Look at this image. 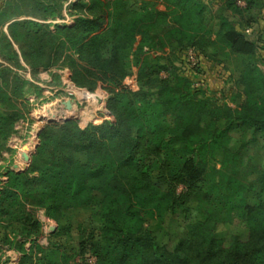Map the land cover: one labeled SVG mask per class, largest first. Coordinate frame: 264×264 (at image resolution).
<instances>
[{"label":"trees","instance_id":"16d2710c","mask_svg":"<svg viewBox=\"0 0 264 264\" xmlns=\"http://www.w3.org/2000/svg\"><path fill=\"white\" fill-rule=\"evenodd\" d=\"M68 2L0 8V157L24 120L10 97L28 103L17 70L70 69L77 87L108 93L109 120L45 124L35 159L47 170L10 171L0 190V247L19 264H264V40L249 32L264 0ZM208 64L228 75L230 102L199 87ZM237 164L222 186L236 211L212 225L220 168ZM21 207L57 223L49 246Z\"/></svg>","mask_w":264,"mask_h":264},{"label":"rangeland","instance_id":"374dc122","mask_svg":"<svg viewBox=\"0 0 264 264\" xmlns=\"http://www.w3.org/2000/svg\"><path fill=\"white\" fill-rule=\"evenodd\" d=\"M20 1V0H18ZM212 0H204L209 3ZM12 3L16 5L17 0H0V8L3 10V4ZM244 5L243 3H241ZM23 9V4L20 2L19 10ZM163 10L164 8H161ZM232 15V14H231ZM222 20L232 22L230 13L222 15ZM52 23V21H48ZM55 24V23H54ZM219 25V22H218ZM261 32L264 40V21L260 26H255L253 30L249 32ZM261 68L264 70V63L261 64ZM20 75L30 81L29 86L25 90V101L27 106L23 108V100L17 101L14 97H10V103L20 109H24V120L18 122L15 127L16 132L11 136L8 142L9 150L4 151L0 157V190H2L8 181V173L10 171L15 173L29 172L31 177L40 176L39 169L45 171L47 162L45 159H35V154L40 145V128L41 124H46L47 120L53 116L63 117L65 115L64 102L68 100L74 101V108L76 109V118L80 122L81 126L87 124H102L105 120H109L110 112L108 110V93L103 89H98L95 92H91L87 89L77 87L72 81V73L70 69H42L38 72H33L28 69L17 70ZM193 74V73H192ZM199 87L211 93V95L231 101L233 94L232 85L228 82V75L222 71L220 67L207 65V69L202 70L199 73ZM132 87L135 85L133 81L129 82ZM90 96V98H89ZM13 101V102H12ZM232 104V103H231ZM2 107V105L0 106ZM74 112V114H76ZM136 113V110H134ZM73 114V115H74ZM38 146V147H37ZM30 157V161L27 162L25 156ZM221 173L217 177L215 184L216 201L211 216L209 217V223L215 225L217 222H222L227 217L236 211L238 205L237 199L223 190V184H225L230 178L232 173L245 170L244 165L237 164L234 167L220 168ZM47 170V168H46ZM66 183L61 181H54L52 187L56 190L65 188ZM19 210V209H18ZM20 210L26 211L30 214H36L37 219L40 221V231L32 236V240L37 238V242L41 246H49L50 237L58 231L57 223L51 219L46 209L42 208L38 211H33L28 207H21ZM220 225V223L218 224ZM32 240L25 243V248L30 249L33 245ZM36 246V245H35ZM30 251V250H29ZM38 251V248H34V254ZM39 253L38 257H41ZM22 257V253L8 247H0V264H19ZM60 264H83L81 257H63L60 256ZM89 263H91L89 261ZM92 264V263H91Z\"/></svg>","mask_w":264,"mask_h":264},{"label":"water","instance_id":"95a60500","mask_svg":"<svg viewBox=\"0 0 264 264\" xmlns=\"http://www.w3.org/2000/svg\"><path fill=\"white\" fill-rule=\"evenodd\" d=\"M64 105H65V109L67 111H72L74 110V101L73 100H68L66 102H64ZM76 114L74 115H65L63 117H58V116H53L52 118H48L46 119L48 123H53V122H62V121H68V120H74L76 118ZM41 128H40V132H39V135L41 134V132L43 131L44 127H45V124H41ZM38 147V146H37ZM25 159L27 162L30 161V157L29 156H25Z\"/></svg>","mask_w":264,"mask_h":264},{"label":"crops","instance_id":"0c3cea01","mask_svg":"<svg viewBox=\"0 0 264 264\" xmlns=\"http://www.w3.org/2000/svg\"><path fill=\"white\" fill-rule=\"evenodd\" d=\"M73 1H76V0H70V2H73ZM70 2H68L66 4V6H68ZM57 23L60 24V25H72L74 23V21H73V19L71 17H67V19L64 20V21H57V22H55V24H57ZM8 26H9V24H7L5 26V30L6 31H7Z\"/></svg>","mask_w":264,"mask_h":264},{"label":"bare ground","instance_id":"6f19581e","mask_svg":"<svg viewBox=\"0 0 264 264\" xmlns=\"http://www.w3.org/2000/svg\"><path fill=\"white\" fill-rule=\"evenodd\" d=\"M74 112L76 113V109L74 108V110H72V111H67L66 109H65V114H68V115H73L74 114Z\"/></svg>","mask_w":264,"mask_h":264},{"label":"built area","instance_id":"2783aa9c","mask_svg":"<svg viewBox=\"0 0 264 264\" xmlns=\"http://www.w3.org/2000/svg\"><path fill=\"white\" fill-rule=\"evenodd\" d=\"M89 261L93 264L95 263V259L94 258H90Z\"/></svg>","mask_w":264,"mask_h":264}]
</instances>
